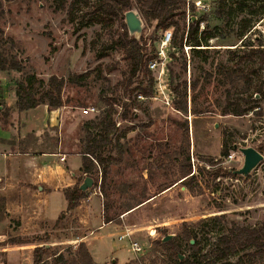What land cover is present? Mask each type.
<instances>
[{"label":"rangeland","instance_id":"374dc122","mask_svg":"<svg viewBox=\"0 0 264 264\" xmlns=\"http://www.w3.org/2000/svg\"><path fill=\"white\" fill-rule=\"evenodd\" d=\"M99 1L0 0L3 54L18 65L0 70V132L15 134L13 140L0 143V151H57L82 161L84 123L97 121L110 105L118 133L134 129L104 154L113 159L107 160L109 170L103 184L102 169L97 168V182L77 208L44 215L35 229L26 228L25 236H20L21 222L6 213L7 200L19 197L0 196V220L12 217L2 232L6 238L0 239V264H34L37 248L48 250L45 260L49 263L57 256L69 261L76 257L83 236L98 244L94 257L99 264H178L172 249L157 241L173 236L169 241L176 240L180 261H194L198 257L185 231L196 235L192 245L198 243L203 254L235 226L256 227L264 220V159L250 175L237 173L244 165L241 148L252 147L264 157V70H259L260 54L251 53V49L264 51V0H225L229 20L217 19L212 13L217 0H200L210 7L208 12H190V16L207 15L200 33L209 26L219 27L218 38L204 47L209 49L208 63L193 58L192 46L184 43L182 51L170 48L162 76L160 70L148 68L130 83L128 63L114 44L123 34L125 17L108 23L94 21L93 6ZM245 21L250 27L242 33ZM143 23V33L136 38L143 37L147 52L155 55L163 32L155 24ZM171 53L178 59L171 58ZM250 69L259 71L251 73ZM149 73L152 98L141 100L138 95L149 90ZM30 75L45 81L43 91L50 79L64 80V105L56 110L53 127L44 123L42 111L55 109L43 105L22 113L18 110V86ZM172 79L174 86L188 84V116L174 109ZM246 79L253 81L249 89ZM192 83L197 86L191 90ZM165 85L164 95L160 86ZM135 98L138 105L132 112L136 117L123 120V106ZM233 103L245 114H231ZM90 107L98 112L85 115ZM250 107L256 108L246 112ZM187 123L189 145L184 141ZM18 141L19 146L13 147ZM224 143L227 155L223 157ZM230 155L234 159L229 160ZM189 166L194 176L185 181ZM218 170L222 173L216 177ZM80 173L68 190L84 181L86 175ZM163 187L170 188L160 193ZM139 203L143 204L126 212ZM110 218L113 221L107 223ZM126 227L143 253H134L128 240H119ZM154 230L156 234H151ZM257 251L237 252L224 264H264V254Z\"/></svg>","mask_w":264,"mask_h":264},{"label":"trees","instance_id":"16d2710c","mask_svg":"<svg viewBox=\"0 0 264 264\" xmlns=\"http://www.w3.org/2000/svg\"><path fill=\"white\" fill-rule=\"evenodd\" d=\"M63 2V0H62ZM187 0H100L96 3L94 8V21L99 23L112 22L113 18L125 17L126 13L131 10H135L139 13L141 18L147 21V26L155 24L157 31L164 32L168 29H173V40L171 43L172 48H177L179 51L183 50V45L192 46L193 58H200L204 63H208L209 49L204 47L208 46L209 41L218 38L216 30L218 26H209L206 31L200 33L201 25L207 22V15L198 17L196 14L190 16V22L187 23ZM213 12L217 19L229 20L230 11L226 8L225 0H217L213 4ZM243 8L242 5L239 6ZM196 11L195 5H191V12ZM195 18V19H194ZM123 34L121 37L114 42L115 46L121 48L123 52V58L127 61L130 74L128 75V82L130 83L133 78L139 76V74L146 69L148 70V63L157 57L150 55L146 50L147 41L141 37L139 40L135 37H131L127 25L123 24ZM250 27V22L245 21L243 23L242 33L247 31ZM3 39L2 31L0 29V70L17 69L18 65L13 61H8L4 56L3 51ZM251 53L254 55L260 54L261 64L260 69L264 70V51L259 49H251ZM233 57L237 56V52L231 51ZM171 58L178 59L175 53H171ZM183 71L187 70V60L183 61ZM259 70L250 69L251 73H257ZM150 77V73H149ZM247 88H251L253 81L246 79ZM174 80L171 81L172 92L176 95L174 100V109L180 111L184 115L188 116L189 113V95H188V84L173 85ZM65 83L64 80H58L57 78L50 79L48 83V89L43 91L46 86L45 81L38 79L35 75L26 77L25 83L18 86L17 89V106L20 113L36 109L40 106H48L51 109H59L64 105L62 99V91ZM196 83L191 84V90L196 88ZM128 88V87H127ZM153 89V78L150 77V86L148 91H144L143 97L146 99L152 98ZM261 95V93H259ZM39 96V97H37ZM139 96V95H138ZM229 97L232 98V96ZM129 100V99H128ZM194 102V99H192ZM138 105V98L133 101L125 103L123 106L124 111L122 115L123 120L135 118L136 114L132 112ZM234 107L231 114L235 116H241L245 113L238 111V103H233ZM236 107V108H235ZM256 107H250L247 111H253ZM193 114L197 112L192 111ZM188 120V119H187ZM118 122L115 120V112L113 105H110V109L106 110L97 121H90L84 123V129L86 135L80 140L83 149L80 152L82 155V172L83 174L96 180V174H99V170L102 169V184L104 181V175L108 173L107 160H112V157H104L108 149L113 145L114 142H120L122 137H126L129 132L134 129H127L122 133H118ZM95 130L97 133H93ZM185 138L184 141L189 145V125H184ZM115 136V138H114ZM116 139V140H115ZM26 152V151H24ZM222 156L227 155L226 143L222 146ZM189 160V156L187 157ZM99 168V170L97 169ZM191 168L188 167L184 171L183 179L187 181L191 177ZM221 171L218 170L215 173L216 177L221 175ZM83 182V181H82ZM82 182L76 184L71 190H65V197L68 201V209L73 210L80 205L82 199L86 198L87 193L80 190ZM171 187V186H170ZM170 187H163L160 193L168 190ZM139 203L134 207H129L126 212L133 210L134 208L142 205ZM110 218L108 222H112ZM185 237L191 241L196 240L197 237L194 233L185 231ZM158 245L170 247L176 257L178 264H224L227 260L235 255L237 252L243 251L248 248H256L257 252L264 254V220L260 226L256 227H239L235 226L230 230L229 233L220 235L216 243L208 250L203 253V249L197 245L190 247L195 251V256L198 257L194 261L185 259L180 261V248L176 245V240L168 241L166 243L162 240L156 242ZM48 250L44 248H37L35 250V263L34 264H95L94 259L86 246L85 243H81L76 252V257L71 260H65L63 256H57L53 258L52 263L45 260V255Z\"/></svg>","mask_w":264,"mask_h":264},{"label":"crops","instance_id":"0c3cea01","mask_svg":"<svg viewBox=\"0 0 264 264\" xmlns=\"http://www.w3.org/2000/svg\"><path fill=\"white\" fill-rule=\"evenodd\" d=\"M43 112L44 123L55 126L58 112L47 108ZM12 135L15 136L1 130L0 143L13 140ZM12 145L18 147L19 141ZM61 158H65L63 162L60 161ZM81 162V158L57 151L38 154L20 150L0 151V196L19 197L7 200L6 213L7 216H16L21 222L20 236H25L30 227L35 229L44 215L56 216L58 212L61 214L68 209L65 190L74 186L75 178L81 172ZM11 218L0 220V239L6 238V234L2 232L8 227ZM79 242L87 244L95 264H99L94 257V250H97L95 247L98 245L96 241L83 236L79 238Z\"/></svg>","mask_w":264,"mask_h":264},{"label":"built area","instance_id":"2783aa9c","mask_svg":"<svg viewBox=\"0 0 264 264\" xmlns=\"http://www.w3.org/2000/svg\"><path fill=\"white\" fill-rule=\"evenodd\" d=\"M191 5H195L196 9L205 10L206 12L210 10V7L200 0H197V1L187 0L186 8H187V14H188V18H187L188 24L190 22ZM172 40H173V30L172 29L165 30L162 33L160 41H159V45H158L157 53H156L157 57L153 60H150L148 63V68L150 71L156 72L160 70V76L164 74L165 67H166L165 62L167 58L169 57L168 52L171 48ZM160 88L162 89L161 94L165 95V89L168 88L167 85L160 86ZM138 98L141 100H145V98L142 95H139ZM95 112H98L95 107H90L84 110L85 115H89ZM64 159L65 158H62V160ZM232 159H234V156L230 155L229 160H232ZM131 232L132 230H130L129 227H126L125 232L120 233L119 240L120 241L128 240L131 243V249L134 253H137V254L143 253V247L138 242H135L131 238ZM151 234H156V231L154 230L153 232H151Z\"/></svg>","mask_w":264,"mask_h":264},{"label":"water","instance_id":"95a60500","mask_svg":"<svg viewBox=\"0 0 264 264\" xmlns=\"http://www.w3.org/2000/svg\"><path fill=\"white\" fill-rule=\"evenodd\" d=\"M125 21L131 37L136 38V36H140L143 33L144 30L143 19L141 18V16L137 11L131 10L128 13H126ZM240 152L244 156V165L242 169H240L237 173L239 175L248 176L251 174L252 171H254L259 166V164L263 161L264 157L260 152H258L256 149L252 147L241 148ZM93 185H94V179L87 176L85 177L83 183L81 184L80 190L82 192H86L87 190L92 188ZM172 237L173 236L164 237L163 242L164 243L168 242L169 240L172 239ZM191 243L193 244L194 241L192 240ZM180 258L182 257L180 256Z\"/></svg>","mask_w":264,"mask_h":264}]
</instances>
